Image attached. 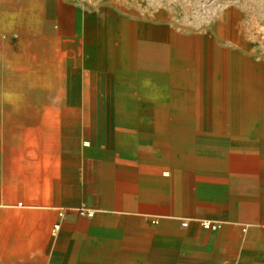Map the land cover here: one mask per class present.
<instances>
[{
  "label": "bare ground",
  "instance_id": "obj_1",
  "mask_svg": "<svg viewBox=\"0 0 264 264\" xmlns=\"http://www.w3.org/2000/svg\"><path fill=\"white\" fill-rule=\"evenodd\" d=\"M61 3L0 0L6 33L0 40V133L19 131L16 138L0 141L7 190L21 178L29 192L53 189L74 198L71 191L80 180L81 153H92L109 134L115 136L112 145L120 153L98 154L103 182L99 200L129 212L117 215L121 219L164 222L148 211L142 216L140 200L165 198L182 213L190 212L195 164L204 161L212 142L219 149L232 146L230 150L253 153L240 160L250 168L248 174L232 179L236 185L251 184L254 173L264 178L259 170L264 141L242 133L243 127L264 126V56L258 59L242 35L229 32L234 9L226 11L210 36H184L153 22L117 27L110 20L81 15L74 34L66 36ZM136 129L154 131V139L134 137ZM210 132L212 142L210 136L207 140ZM133 160L137 164L131 174L139 177L138 183L117 184L114 165ZM163 168L165 174L171 171L170 177H162ZM124 191L137 198L118 201ZM3 212L2 229L38 215ZM191 220L192 225L202 221ZM29 221L20 224L29 230L33 227ZM172 225L165 228L188 236L189 229Z\"/></svg>",
  "mask_w": 264,
  "mask_h": 264
},
{
  "label": "rangeland",
  "instance_id": "obj_2",
  "mask_svg": "<svg viewBox=\"0 0 264 264\" xmlns=\"http://www.w3.org/2000/svg\"><path fill=\"white\" fill-rule=\"evenodd\" d=\"M61 2L60 10L63 17L64 34L66 36L74 34L75 21L78 15L91 20L97 18L110 20L111 24L117 27L120 23L122 25H132L153 22L160 27L167 25L184 36L202 33L210 36L214 35L213 28L223 18L226 11L234 9L233 25L229 32L231 35L234 33L242 35L246 48L250 47V50L258 55V59L264 56V0H61ZM3 28L4 26L0 22V40L6 37ZM114 32L117 31L115 30ZM18 133L19 131L17 132L16 130L11 135H5V133L1 132L0 141L6 140L8 137L15 136L16 138ZM132 133L136 138H139L140 135H149L152 137L150 138L151 141L154 139L153 136L155 134L154 131L148 129H136ZM263 138L264 134H260V139ZM114 140L115 136L109 134L107 135L106 143H98L92 153H81L79 158L81 167L80 180L78 181V185L71 191L74 196L72 199L56 194L53 189H50L46 193L40 191L29 192L21 178L11 190H7L2 182L3 167L1 162L3 159L0 156V210L6 214H11L12 210H18L24 214L28 211V215L30 214V216L37 211L36 223L38 232L45 227L42 225L45 218L50 220L49 226L45 227V229H47V234L52 238L51 244L60 236V232L54 231L56 224H60V231L62 228L69 226L72 229L70 232L73 234L83 228L85 218L92 222L94 216L88 214L91 210H98L104 215L118 213V210L102 204L99 200L103 182L101 180L102 162L98 154L114 150L120 153V150L115 149L112 145ZM151 149L148 148V150ZM123 151L128 152L127 149H123ZM188 151L190 150L186 152ZM230 153L231 157L228 167L224 169L220 167L221 163H219V159L222 160L220 154H210V159H212L210 163L212 165L209 168L205 169V163L200 160L195 164L194 171L198 183L194 185L196 187L194 191L197 194L194 212L182 213L181 207L174 205L165 198L140 200V204L142 205L140 212H143V210H145L144 212L148 211L146 213H151L154 219L164 217L166 221L177 223V226L180 224L178 227L183 229L193 228L194 225L190 224L191 218L201 219L202 221L197 223V225L200 226L199 231L203 233V236L194 237L191 241L193 245L197 243L202 244V250L205 232L208 233V239L212 235L213 239L216 240L223 229L224 223L221 222L223 220H240L238 228L241 234L247 233V231H244L247 228V224L252 225L256 223L264 228V197L259 200L260 205L256 209V216L258 218L255 219L246 215V207L243 203L232 198L234 196L232 194L234 186L231 185L230 181L233 178H238L240 175L248 174L250 166H242L240 160L242 158L248 159L251 156L250 154L253 155V153L237 149H231ZM135 164L137 163L133 160L131 162H118L114 165L118 173L117 184L138 183L139 177L132 176L131 174V170L134 169L133 166ZM165 170L163 168L161 171L162 177H170L171 171H168L170 174H165ZM259 170L261 174L264 173V164L261 165ZM203 186L205 189L201 190ZM261 190L264 192L263 189ZM261 195L264 196V194ZM117 196V200L123 203L130 198H137L136 194L128 191H124ZM83 211L85 213H82ZM164 219L161 218V220ZM29 220L30 218L28 220L21 218L16 222L25 223ZM152 220L151 222H153ZM183 220L189 221V224L185 225ZM204 220L214 222L216 228L206 227L203 223ZM29 222H32V218ZM102 223L110 224V222L105 221H102ZM25 228L22 224L18 229L23 232ZM119 238H124V236H119ZM46 241V237L38 239V243H41V245ZM198 254L203 255L204 253ZM38 255L45 256V254H39V252ZM133 255L137 256L139 254L134 250ZM189 256L188 252L180 251V254L175 255V257L170 255L162 257L163 262L159 264H190ZM152 260L150 257L149 264H154Z\"/></svg>",
  "mask_w": 264,
  "mask_h": 264
},
{
  "label": "crops",
  "instance_id": "obj_3",
  "mask_svg": "<svg viewBox=\"0 0 264 264\" xmlns=\"http://www.w3.org/2000/svg\"><path fill=\"white\" fill-rule=\"evenodd\" d=\"M245 129V127L242 128L243 134H252L258 136L259 139L260 134H264V126L260 124L257 127ZM212 133L210 132L207 138L208 140L210 136L211 142L214 134ZM260 140L264 141V138ZM208 145L206 152L209 151V153L205 154L203 161L205 169L212 165L210 163L211 153L220 154L222 156V160L219 159L220 167L227 168L232 146L225 150V148L219 149L213 142ZM252 177V183L249 185L245 181L237 182L238 185L233 180L230 183L234 186L232 194L242 192L237 201L246 207V215L255 219L258 218L256 209L260 205L259 200L264 197L261 195L264 194L261 190H264V178L255 173ZM194 179L198 183L196 177ZM194 188L196 190V187ZM194 188L191 194L194 205L190 212H194L197 199ZM204 189L203 186L201 190ZM14 212L12 210V214ZM119 214L128 216L129 212L121 211L104 215L95 210L92 222L85 218L83 228L77 233L72 234L69 226L62 228L61 231V227L56 230L55 232H60V236L53 244H51L52 238L45 229L50 224L49 219H46L49 223L43 224L45 227L39 232L36 229V217L32 218V222L27 223L29 226L33 223V227L29 230L24 229L23 232L18 229L21 226L19 222L15 226L12 224L8 229L0 228V264H149L150 257L154 264H159L163 262L162 257L166 255L175 257L180 254V251L190 254V264H264V228L260 224H247L244 230L247 233L241 234L238 228L240 220H223L221 221L224 223L223 229L216 240L212 235L208 239V233L205 232L202 250V244L193 245L191 241L194 237L203 236L196 222L193 224L196 227L189 229V234L185 237L176 230L166 229L165 225H177L166 221L164 217H161L164 222L158 224L146 218L141 222H134L128 218L121 219L117 216ZM141 215L147 216L145 212ZM102 221L110 222V224L102 223ZM37 234L40 238L46 237L47 241L43 245L38 243ZM119 236H124V238H119ZM134 250L139 255L134 256ZM38 252L45 256L38 255ZM198 253L204 254L199 255Z\"/></svg>",
  "mask_w": 264,
  "mask_h": 264
},
{
  "label": "built area",
  "instance_id": "obj_4",
  "mask_svg": "<svg viewBox=\"0 0 264 264\" xmlns=\"http://www.w3.org/2000/svg\"><path fill=\"white\" fill-rule=\"evenodd\" d=\"M210 221V220H209ZM206 221H204V225L206 226V227H214V228H216V224L214 223V222H212V221H210V222H208V223H205ZM186 224V223H185ZM60 228V224H56L55 225V228H54V231L55 230H58Z\"/></svg>",
  "mask_w": 264,
  "mask_h": 264
}]
</instances>
